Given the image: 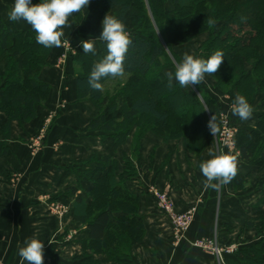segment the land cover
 Masks as SVG:
<instances>
[{"label":"crops","instance_id":"obj_1","mask_svg":"<svg viewBox=\"0 0 264 264\" xmlns=\"http://www.w3.org/2000/svg\"><path fill=\"white\" fill-rule=\"evenodd\" d=\"M13 5L14 0H0V21L28 31L31 26L24 20H9ZM167 7L171 10V5ZM105 15L98 9V0H90L88 8L69 18L72 27L64 28L63 39L70 40L77 49H83L81 41L95 39V47L100 49ZM127 25L132 26L131 21ZM61 50L62 47L53 48L49 66L40 76L51 86V94L44 106H37L35 120L9 124L7 114L0 110V146L6 147V153L0 154V264H20L18 246H24L33 236L45 245L44 264H81L85 255L98 264H231L239 249L258 242L264 245L260 220L264 213V172L243 161L240 152L234 153L238 154V175L243 177L244 188H238L234 179L219 191L205 189L199 164L211 158L208 150H217L214 144L195 155L184 149L181 140L166 142L149 133L136 152L132 148L133 132L125 144L117 147L110 134L90 129L95 108L78 99L75 75H64L65 66L55 64ZM67 64L68 69L72 68V60ZM4 72L0 65V73ZM3 83L1 79L0 99ZM209 86L205 91L214 97L213 110L230 109L237 93L226 96ZM252 106L254 112L246 121L233 115L237 127L247 129L257 123L264 113V94H258ZM50 115L53 119L48 124ZM46 124V131L41 133ZM39 136L40 144L35 142ZM104 167L137 197L134 215L145 228L141 242L121 260L111 259L102 251H91L87 225L75 220V212L80 211L76 194L68 191L79 186L77 193L82 194L86 205H92L94 179ZM129 168L132 177L127 173ZM154 189L167 192L177 212L196 210L183 238H177L169 217L159 209ZM62 206L67 211L60 215L56 208ZM126 215L116 213L114 222L118 223V216ZM202 239L213 240L225 249L235 246L236 250L220 259L193 246Z\"/></svg>","mask_w":264,"mask_h":264},{"label":"trees","instance_id":"obj_2","mask_svg":"<svg viewBox=\"0 0 264 264\" xmlns=\"http://www.w3.org/2000/svg\"><path fill=\"white\" fill-rule=\"evenodd\" d=\"M167 5H171V10ZM98 9L104 13L118 9L115 16L125 25L131 21L135 30L125 60L129 83L113 98L104 89L95 91L88 85L94 63L106 55L105 43L94 54H85L81 49L75 59L81 65V72L76 75L78 99L102 109L90 129L110 134L117 147L125 144L133 129L144 120L168 140L184 138L187 148L197 154L212 143L213 135L208 128L212 115L219 125L220 113L228 112L231 125L237 127L228 107L213 110L214 97L205 91L207 87L180 88L174 81L168 86L164 74V61H170L168 49L175 56L174 45L191 42L203 33H209L210 39L200 47L198 58L206 59L216 50L225 54L218 72L210 75L215 80L209 88L229 96L242 94L251 104L258 94H264V0H98ZM209 17L217 21L215 27H208ZM218 24L221 25L216 28ZM53 48L39 45L32 28L22 31L14 24L0 21V64L7 68L1 78L4 83L0 110L7 114L9 124L13 121L24 124L37 118V106L46 102L51 91V86L40 80V74ZM237 128L242 160L263 170L264 113L253 127ZM142 130L135 139L136 150L149 131ZM6 131L8 138L9 130ZM5 153L6 147L1 144L0 154ZM106 168L97 179L93 178L92 205H86L82 194L77 193L79 186L68 191L76 194L80 211L75 212V220L87 225L91 251L101 252L97 246L109 243L107 249L113 250L107 256L121 260L141 241L145 228L134 215L137 197L126 190L122 181L117 182L114 173H107ZM131 170H127L130 177ZM235 185L243 187L241 175L236 176ZM261 203L264 204V197ZM116 213L127 215L118 216L115 223ZM260 220L264 228V213ZM121 243L128 244L126 253L118 250ZM235 256L236 261L231 264H264V245L258 242L239 249ZM81 264L98 263L85 255Z\"/></svg>","mask_w":264,"mask_h":264},{"label":"clouds","instance_id":"obj_3","mask_svg":"<svg viewBox=\"0 0 264 264\" xmlns=\"http://www.w3.org/2000/svg\"><path fill=\"white\" fill-rule=\"evenodd\" d=\"M90 0H41L32 3V0H14V5L8 13L9 20L27 22L35 33L36 42L44 48L62 47L64 28L72 27L69 18L88 8ZM217 21L211 17L207 19L209 28L215 27ZM99 39L106 45V55L94 63L88 85L95 91H103L101 81L107 78H118L125 75V60L132 37L126 30L124 22L115 15L106 14L102 20V32ZM83 53H95V39L81 41ZM224 52L214 51L208 58H198L195 54L185 52L182 60L175 64V71L165 73L168 86H172L173 79L180 88H195L205 82L206 75H215L223 64ZM207 110V109H205ZM230 110L233 115L242 121L252 117L254 108L248 99L237 94ZM208 128L215 137L220 131L217 117L212 115ZM211 157L199 164V169L205 177V189L219 191L223 186L231 183L238 175V154L217 151L209 148ZM51 244V241L49 240ZM43 241L33 236L25 241L24 246H18L20 264H44Z\"/></svg>","mask_w":264,"mask_h":264},{"label":"rangeland","instance_id":"obj_4","mask_svg":"<svg viewBox=\"0 0 264 264\" xmlns=\"http://www.w3.org/2000/svg\"><path fill=\"white\" fill-rule=\"evenodd\" d=\"M115 10H113L112 12H110V13H105V14H111V15H115ZM220 25L221 24H218L217 26H216V28H219L220 27ZM126 30L127 31H129L130 32V34H131V37H133V32L135 31L134 29H133V27L132 26H129V25H126ZM210 39V34L209 33H203V34H201L198 38H196L195 40H193V41H191V42H188V43H182V44H177V45H174L172 48H173V52H174V54H175V56H173V53L171 54V53H169V49H168V56H169V58H170V61L169 60H166L165 59V61H164V64H165V66H164V68H165V70H164V74L165 73H167V72H169V71H172L173 73H174V71H175V64L177 63V62H180L181 60H182V57H183V54L185 53V52H187V53H189V54H195L196 55V57H198V53H199V50H200V47L204 44V43H206L208 40ZM64 40V39H63ZM81 49H77V47H74L73 46V44H72V42L70 41V40H64V43H63V46H62V50H61V53H60V55H59V57H57V61L55 62V64L57 65V66H65V68L63 69V73H64V75H75V77H76V75L79 73V72H81V65H80V63L79 64H77L76 63V61H75V59L78 57V55H79V51H80ZM53 51V50H52ZM51 54H52V52H51ZM51 54H50V56H51ZM50 56H49V58H50ZM49 58H48V60H49ZM72 60V62H73V65H72V68H70V69H68V67L66 66V65H68L67 64V62L68 61H71ZM0 65H2V67L4 66V70L6 71L7 70V68H6V66L5 65H3V64H0ZM55 65V66H56ZM47 66H49V63H48V61H47ZM46 66V67H47ZM45 67V68H46ZM247 67L249 68V69H251V66H248L247 65ZM45 68H43V70H42V72L45 70ZM42 72H41V74H40V76L42 75ZM0 75H2L1 77H0V81H1V78L3 77V75H5V72L4 73H0ZM41 80V79H40ZM214 78L212 77V76H210V75H206V78H205V82H203V83H201L200 85H197V86H205V87H207L208 88V85L210 84L211 85V87H213V84H214ZM173 81L174 82H177V81H175V79H173ZM128 83H129V76L128 75H124L123 77H118V78H115V79H113V80H105L104 81V83H103V89H104V91H105V93L108 95V97H110V98H113V97H115V95L118 93V92H120V91H122L123 89H125L126 87H127V85H128ZM209 83V84H208ZM213 83V84H212ZM217 91H218V89H217ZM219 92V91H218ZM50 94H51V91H50ZM50 94H49V96H48V98H47V100H46V102L48 101V99H49V97H50ZM226 96H229V95H226ZM82 101H86V102H90V101H88V100H81L80 102H82ZM45 102V103H46ZM45 103H43L42 105H40V106H44L45 105ZM91 103V102H90ZM253 104V103H252ZM251 104V105H252ZM91 105L95 108V111H96V113H95V116H94V120L100 115V113H101V111H102V109L101 108H99V107H97V106H95L94 104H92L91 103ZM221 114V113H220ZM52 115H50V117L47 119V123L49 124V123H51L52 122V117H51ZM50 120H51V122H50ZM93 120V121H94ZM92 121V122H93ZM92 122H91V124H92ZM90 124V125H91ZM47 124L40 130L41 131V133H43L44 131H46V129H47ZM219 128H220V125H219ZM237 128V127H236ZM142 129H148L149 131L143 136V138L140 140V143L138 144V149L136 150V148H135V139L137 138V136H138V134H139V132L140 131H143ZM238 129V128H237ZM134 132V133H133ZM138 132V133H137ZM158 130L156 131V130H154V128H153V124H151L148 120H144L143 121V123H142V125L140 126V127H138V128H134L133 129V131H132V133H133V141H132V148L134 149V151H136V152H139V149L141 148V143H142V141H143V139L145 138V136L147 135V134H149V133H153V134H155V135H157V136H159V137H161V138H163L166 142H168L169 140L167 139V138H164V136H161L160 134H158ZM237 136H238V134H237ZM131 137V136H130ZM129 137V138H130ZM129 140V139H128ZM175 140V139H174ZM177 140H181L182 141V144H183V147H184V149L186 150V151H189V152H192L189 148H187V146H186V144H187V142H186V140L184 139V138H181V139H177ZM189 143H190V141H189ZM188 143V144H189ZM211 144H214V146L217 148V150L218 151H224V152H230V153H232V154H234V153H238L237 151H234V152H231V151H229L228 149H226L222 144H221V142H220V132L217 134V136H213V138H212V143ZM210 144V145H211ZM209 145V146H210ZM209 146H207L203 151H201V152H199L198 154L197 153H194V152H192V153H194L195 155H201V154H203L204 152H205V150L209 147ZM238 147V146H237ZM238 149H239V147H238ZM239 152H240V150H238ZM262 172H264V169L263 170H261ZM244 184H245V182H243V187H242V189L244 188ZM143 239V238H142ZM141 239V240H142ZM203 240V239H202ZM199 241H201V240H199ZM141 242V241H140ZM196 242H198V241H196ZM196 242L195 243H193V246H195V244H196ZM108 244L109 243H107V244H103V245H98L97 246V248H99V251H102V252H104V253H109V252H111L112 250H111V248H108L107 249V246H108ZM118 250L120 251V252H122V253H126L127 252V248H128V244L127 243H121V244H118ZM133 248V247H132ZM131 248V249H132ZM200 248V247H199ZM202 249V248H201ZM130 252V251H129Z\"/></svg>","mask_w":264,"mask_h":264},{"label":"built area","instance_id":"obj_5","mask_svg":"<svg viewBox=\"0 0 264 264\" xmlns=\"http://www.w3.org/2000/svg\"><path fill=\"white\" fill-rule=\"evenodd\" d=\"M219 125H220V142L221 144L231 152L237 151L239 153V149L237 147V134L238 129L231 125L230 116L228 112H223L219 115ZM41 136H39L35 142L40 144ZM37 145V144H36ZM38 146V145H37ZM159 209L165 213L175 230L178 239H181L185 236L187 231L189 230L193 219L195 217V209H190L187 212L179 213L176 211L175 202L172 197L167 192H160L157 190H153ZM60 215H63L66 211V207L56 208ZM196 247H200L208 253L222 259L224 254H232L235 252L236 247L232 246L229 248H221L219 247L215 241L210 239H203L201 241L196 242Z\"/></svg>","mask_w":264,"mask_h":264}]
</instances>
